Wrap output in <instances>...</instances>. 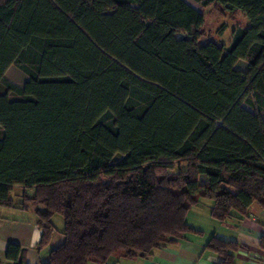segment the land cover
Here are the masks:
<instances>
[{"label":"trees","instance_id":"1","mask_svg":"<svg viewBox=\"0 0 264 264\" xmlns=\"http://www.w3.org/2000/svg\"><path fill=\"white\" fill-rule=\"evenodd\" d=\"M194 1L249 24L200 43L204 15L185 0H0V206L22 187L39 250L63 218L40 264L146 258L199 231L187 213L201 199L221 224L264 209V0ZM205 246L234 264L235 241Z\"/></svg>","mask_w":264,"mask_h":264},{"label":"crops","instance_id":"2","mask_svg":"<svg viewBox=\"0 0 264 264\" xmlns=\"http://www.w3.org/2000/svg\"><path fill=\"white\" fill-rule=\"evenodd\" d=\"M185 1L201 12L192 4L194 0ZM199 182L206 183L207 177L200 175ZM22 192V187L14 186L10 193L14 207L0 206V264H12L5 256L9 243L26 250L24 264H40L49 249L62 240L63 218L57 217L56 221L54 215L52 220L56 230L39 250L42 228L35 212L37 206L29 204L26 209L20 208ZM211 206L210 199H201L189 208L187 222L198 232H189L178 241L157 248L146 258H118L115 264H215L220 257L205 246L214 235L238 244L234 264H264V248L260 245L264 237V209L252 204L246 215H233L221 224L212 218Z\"/></svg>","mask_w":264,"mask_h":264},{"label":"rangeland","instance_id":"3","mask_svg":"<svg viewBox=\"0 0 264 264\" xmlns=\"http://www.w3.org/2000/svg\"><path fill=\"white\" fill-rule=\"evenodd\" d=\"M192 4H194L197 7V9L201 11L204 15V20H205V23L203 26L204 36L201 37L200 43H204L205 41L210 39L215 42H221L225 45H229L230 40H231L232 30L235 27H238V26L246 27L249 24L248 20L241 12L236 11V12L230 13V12L223 11V10L221 11L219 10L218 6H214V5H208L206 7H203L200 3L193 2ZM222 25L225 26V29L220 35L218 34V29ZM244 64L245 63L240 60L238 62V67H244ZM5 77L9 81L16 84L17 86H22L27 80L26 75L23 74L14 65H10L8 67V69L5 72ZM4 90L5 89L2 86H0V92H4ZM9 97L15 98V95L9 92ZM244 107L251 110V108L246 104H244ZM1 136H2V129L0 127V137ZM122 159H123V155L116 154L112 159V163L120 162L122 161ZM172 171H177V168H175ZM57 217H60V216L56 215V218H55L56 221H58ZM90 264H94V263H90Z\"/></svg>","mask_w":264,"mask_h":264}]
</instances>
